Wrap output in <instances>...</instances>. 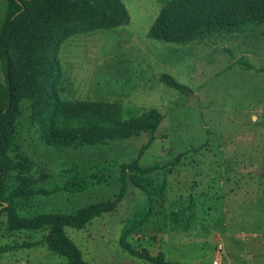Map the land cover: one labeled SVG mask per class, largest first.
Masks as SVG:
<instances>
[{"label": "rangeland", "instance_id": "374dc122", "mask_svg": "<svg viewBox=\"0 0 264 264\" xmlns=\"http://www.w3.org/2000/svg\"><path fill=\"white\" fill-rule=\"evenodd\" d=\"M121 1L128 24L60 44V91L118 101L123 118L154 107L156 130L103 145L51 146L39 138L30 101L21 100L10 154L30 160L32 183L24 197L14 196V207L30 218L115 199L111 211L81 228L64 227L92 264H153L139 257L143 249L178 264H264V24L165 42L146 37L163 0ZM7 3L0 0V25ZM161 73L185 90L161 82ZM134 160L165 168L147 178L126 169V194L117 198L122 164ZM163 183L151 214L135 226L145 189ZM17 186L8 177L6 193ZM47 233V226L11 229L0 207V264H65L47 248Z\"/></svg>", "mask_w": 264, "mask_h": 264}, {"label": "trees", "instance_id": "16d2710c", "mask_svg": "<svg viewBox=\"0 0 264 264\" xmlns=\"http://www.w3.org/2000/svg\"><path fill=\"white\" fill-rule=\"evenodd\" d=\"M128 22L129 13L121 0H8L0 25V64L4 75L0 84V207L6 212L11 229L47 226L44 242L49 250L66 259L65 264L92 263L82 258L79 248L65 235L64 227L81 228L93 217L111 211L116 200L91 203L72 213H42L30 218L18 214L13 198L26 195L32 177L30 160L24 155L10 154L15 117L21 100L28 99L39 138L51 146L103 145L141 131L152 137L161 120L156 108L123 118L118 101L67 98L60 91V44L74 34ZM261 24L264 0H163L146 37L181 44L216 31L232 33L247 25ZM158 78L180 91L186 88L168 73H161ZM160 168L165 167L157 162L148 166H141L136 160L122 164L117 198L126 194V169L147 178ZM8 177L18 181L13 195L5 191ZM163 188L164 183L158 189L152 184L145 189L147 196L141 212L133 219L135 226L151 214L154 197L161 195ZM138 255L153 264H178L165 260L162 252L152 256L143 249Z\"/></svg>", "mask_w": 264, "mask_h": 264}, {"label": "built area", "instance_id": "2783aa9c", "mask_svg": "<svg viewBox=\"0 0 264 264\" xmlns=\"http://www.w3.org/2000/svg\"><path fill=\"white\" fill-rule=\"evenodd\" d=\"M216 263V262H215Z\"/></svg>", "mask_w": 264, "mask_h": 264}]
</instances>
